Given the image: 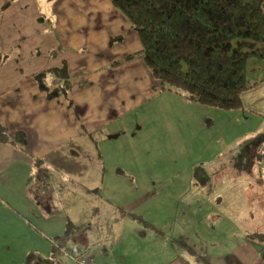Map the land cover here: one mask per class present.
Segmentation results:
<instances>
[{"label": "rangeland", "instance_id": "obj_1", "mask_svg": "<svg viewBox=\"0 0 264 264\" xmlns=\"http://www.w3.org/2000/svg\"><path fill=\"white\" fill-rule=\"evenodd\" d=\"M263 78L264 58L254 57L248 82L257 85L243 93L241 109L206 106L161 91L165 97L161 102L160 96L152 99L157 108L142 114L140 124L132 116L130 124L141 126L136 138L121 136L107 139L104 148L99 145L103 161L89 143L87 157L70 148L74 156L62 154L55 163L45 164L50 165L54 190L50 196L42 194L40 207L24 211L29 221L15 211L14 219L10 211L1 213L0 239L8 251L1 252L0 264L51 261L52 246L66 249L73 244L69 229L113 220L119 202L108 200L110 190L142 220L153 218L169 239L185 241L212 264H264V83H258ZM202 163H208L211 191L192 181L195 167ZM127 172L132 181L122 176ZM115 173L120 179L113 178ZM15 176L20 177L19 172ZM122 182L132 190H146L130 193ZM142 220L129 219L116 255L104 254L97 261L201 264ZM101 231L114 233L109 223ZM56 256L61 264H79L64 252Z\"/></svg>", "mask_w": 264, "mask_h": 264}, {"label": "crops", "instance_id": "obj_2", "mask_svg": "<svg viewBox=\"0 0 264 264\" xmlns=\"http://www.w3.org/2000/svg\"><path fill=\"white\" fill-rule=\"evenodd\" d=\"M7 3L8 7L2 9ZM141 51L135 28L111 0H0V121L13 137L22 134L19 142L25 140L23 147L0 142V218L1 213L6 216L10 211L14 219L15 211L28 220L24 211L40 207L42 194L51 195L52 171L45 164L58 161L62 155L58 149L68 142H74L71 152L87 157L89 143L98 153L99 145L104 148L107 139L138 136L141 126L130 124L132 116L140 124L142 114L157 108L152 99L160 96L161 102L165 97L153 89L157 80ZM120 60L123 64L114 65ZM64 62L71 76L73 107L64 97L49 98L36 77ZM62 153L74 156L69 150ZM98 157L102 160L99 153ZM206 168L210 174L208 163ZM16 172L20 177L16 178ZM116 173L113 178L120 179ZM129 174L122 176L132 181ZM192 177L194 185L212 190V179L209 186H201L195 182L194 174ZM122 183L130 193L146 190L141 186L132 190L131 184ZM103 187L110 190L107 184ZM110 194L108 200L119 202V215H113L115 225L111 219L95 226H80L75 231L69 229L67 234L73 244L66 249L52 246L51 259L61 264L56 254H68L73 247L88 249L96 262L104 254L116 255L126 235L124 224L132 217L139 220V215L125 201L115 199L111 190ZM145 218L149 220H144L147 227L154 230V225L163 231L160 236L165 238L161 239L171 241V246L184 247L199 262L198 257L203 255L195 248L177 237L169 239L153 218ZM105 223L114 233L103 235L101 226ZM109 241L113 244L106 245ZM3 251L7 252L8 247L0 239V259ZM42 260L37 264H44Z\"/></svg>", "mask_w": 264, "mask_h": 264}, {"label": "trees", "instance_id": "obj_3", "mask_svg": "<svg viewBox=\"0 0 264 264\" xmlns=\"http://www.w3.org/2000/svg\"><path fill=\"white\" fill-rule=\"evenodd\" d=\"M111 1L139 36L141 54L157 80L154 90L224 110L243 107V93L257 85L248 82L249 63L254 57L264 58V0ZM36 77L49 98L64 97L73 107L66 62ZM21 137L20 132L13 137L0 121V142L23 147L25 140L18 141ZM73 145L68 142L58 153L74 149ZM193 174L197 184H211L205 165H197ZM152 228L163 234L160 228ZM198 260L212 264L205 256Z\"/></svg>", "mask_w": 264, "mask_h": 264}, {"label": "built area", "instance_id": "obj_4", "mask_svg": "<svg viewBox=\"0 0 264 264\" xmlns=\"http://www.w3.org/2000/svg\"><path fill=\"white\" fill-rule=\"evenodd\" d=\"M69 256L80 264H97L95 258L86 248L73 247L69 252Z\"/></svg>", "mask_w": 264, "mask_h": 264}, {"label": "flooded vegetation", "instance_id": "obj_5", "mask_svg": "<svg viewBox=\"0 0 264 264\" xmlns=\"http://www.w3.org/2000/svg\"><path fill=\"white\" fill-rule=\"evenodd\" d=\"M71 250V249H70ZM70 250L68 251V254L70 252ZM90 254L92 255V253L90 252ZM93 256V255H92ZM94 257V256H93ZM71 258V257H70ZM72 259V258H71ZM96 261V260H95ZM97 263V262H96ZM44 264H59V262L54 258V259H51V261H45ZM98 264V263H97Z\"/></svg>", "mask_w": 264, "mask_h": 264}]
</instances>
